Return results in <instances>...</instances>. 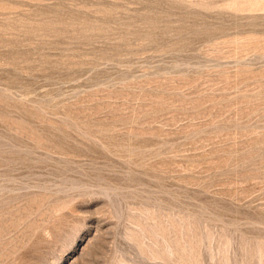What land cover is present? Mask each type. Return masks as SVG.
Returning <instances> with one entry per match:
<instances>
[{"label": "rangeland", "instance_id": "1", "mask_svg": "<svg viewBox=\"0 0 264 264\" xmlns=\"http://www.w3.org/2000/svg\"><path fill=\"white\" fill-rule=\"evenodd\" d=\"M0 264H264V0H0Z\"/></svg>", "mask_w": 264, "mask_h": 264}]
</instances>
